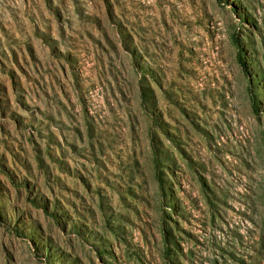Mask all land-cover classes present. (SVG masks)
<instances>
[{"label":"rangeland","instance_id":"rangeland-1","mask_svg":"<svg viewBox=\"0 0 264 264\" xmlns=\"http://www.w3.org/2000/svg\"><path fill=\"white\" fill-rule=\"evenodd\" d=\"M0 264H264V0H0Z\"/></svg>","mask_w":264,"mask_h":264},{"label":"trees","instance_id":"trees-1","mask_svg":"<svg viewBox=\"0 0 264 264\" xmlns=\"http://www.w3.org/2000/svg\"><path fill=\"white\" fill-rule=\"evenodd\" d=\"M239 61L242 62V60L240 59V57H238Z\"/></svg>","mask_w":264,"mask_h":264}]
</instances>
